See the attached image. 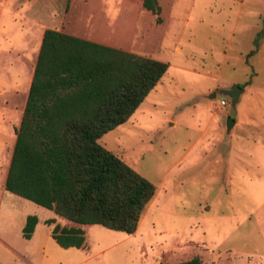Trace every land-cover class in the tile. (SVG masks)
<instances>
[{"label": "rangeland", "instance_id": "374dc122", "mask_svg": "<svg viewBox=\"0 0 264 264\" xmlns=\"http://www.w3.org/2000/svg\"><path fill=\"white\" fill-rule=\"evenodd\" d=\"M158 2L159 23L141 0H0V140L15 134L45 28L167 64L129 118L97 140L155 185L135 231L87 224L80 247H59L51 227L72 223L4 190L8 149L0 264H264V0ZM226 118L237 122L228 132ZM28 214L37 223L25 239Z\"/></svg>", "mask_w": 264, "mask_h": 264}, {"label": "trees", "instance_id": "16d2710c", "mask_svg": "<svg viewBox=\"0 0 264 264\" xmlns=\"http://www.w3.org/2000/svg\"><path fill=\"white\" fill-rule=\"evenodd\" d=\"M141 6L161 21L157 0H141ZM166 68L153 58L45 28L4 190L74 223L133 233L155 185L97 139L129 118ZM36 223V215H26L21 236L30 238ZM50 236L61 248H78L84 240L80 227L58 224ZM199 263L192 256L171 264Z\"/></svg>", "mask_w": 264, "mask_h": 264}, {"label": "crops", "instance_id": "0c3cea01", "mask_svg": "<svg viewBox=\"0 0 264 264\" xmlns=\"http://www.w3.org/2000/svg\"><path fill=\"white\" fill-rule=\"evenodd\" d=\"M158 1V0H157ZM158 4H159V2H158ZM161 8V7H160ZM147 11V10H146ZM151 13V12H150ZM152 14V13H151ZM54 29H56V30H58L57 28H54ZM44 30V29H43ZM43 30H41V32H40V34L38 35V39H39V44H40V40H41V36H42V31ZM60 31V30H59ZM64 33V32H63ZM66 34H68V33H66ZM69 35H72V36H75V37H78V38H82V39H85V40H90V41H93V42H96V43H100V44H103V45H107V46H111V47H114V48H118V46L116 45V44H111V43H109V42H107L106 40H103V39H92L89 35H87V34H81V33H76V34H69ZM38 47H39V45H38ZM119 49V48H118ZM37 51H38V49H37ZM159 81V80H158ZM157 84V83H156ZM156 86V85H155ZM154 86V87H155ZM153 87V88H154ZM152 88V89H153ZM151 89V90H152ZM150 90V91H151ZM149 91V92H150ZM145 98V97H144ZM142 102V101H141ZM237 124V122H234V124H233V127H235V125ZM170 125V124H169ZM5 133H6V131H4ZM13 135H15V134H12L11 135V137H10V141H9V138H4V140H0V158L2 157V158H4L5 157V154L7 153V151H8V149H9V153H7V157H8V162H7V165H6V168H5V172H4V178H5V174H6V170H7V166H8V163H9V159H10V156H11V152H12V148H13V144H14V140H15V136H13ZM6 136V135H5ZM98 140V139H97ZM4 178H3V182H4ZM146 206V205H145ZM54 214V213H53ZM54 216H56V217H59V216H57V215H53L52 217L54 218ZM60 218H62V217H60ZM64 221L66 220V219H64V218H62ZM66 221H68V222H70V223H72L71 225H68V226H74V227H80L82 230L84 229V226H86L87 224H78V223H74V222H71V221H69V220H66ZM61 226H63V225H61ZM35 229V228H34ZM83 233H84V230H83ZM84 236V235H83Z\"/></svg>", "mask_w": 264, "mask_h": 264}, {"label": "water", "instance_id": "95a60500", "mask_svg": "<svg viewBox=\"0 0 264 264\" xmlns=\"http://www.w3.org/2000/svg\"><path fill=\"white\" fill-rule=\"evenodd\" d=\"M229 90L231 91V98L234 100V102H237V99L239 97V94L241 93V89L236 84H231L229 87ZM208 98L215 97V92L212 91L207 95ZM234 121L231 118L225 119V131L228 132L231 127L233 126Z\"/></svg>", "mask_w": 264, "mask_h": 264}, {"label": "built area", "instance_id": "2783aa9c", "mask_svg": "<svg viewBox=\"0 0 264 264\" xmlns=\"http://www.w3.org/2000/svg\"><path fill=\"white\" fill-rule=\"evenodd\" d=\"M218 104H219V105H224V104H225V101H224L223 99H220V100L218 101Z\"/></svg>", "mask_w": 264, "mask_h": 264}]
</instances>
